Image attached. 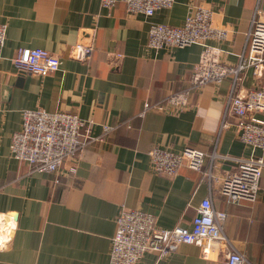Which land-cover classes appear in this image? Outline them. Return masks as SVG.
<instances>
[{
  "label": "crops",
  "instance_id": "0c3cea01",
  "mask_svg": "<svg viewBox=\"0 0 264 264\" xmlns=\"http://www.w3.org/2000/svg\"><path fill=\"white\" fill-rule=\"evenodd\" d=\"M198 7L209 8L213 27L228 34L207 44L221 50L223 63L235 65L246 51L256 9L264 19V0H174L171 8L149 17L129 14L123 3L104 8L101 0H0V23L6 25L0 47V264H108L123 209L152 215L160 229L190 228L206 197L226 214L224 234L244 264H264V168L256 200L238 203L228 202L217 188L232 163L216 162L209 169L213 152L264 160V152L239 140L236 118L223 119L231 79L194 87L190 75L202 46H148L150 24L181 26ZM78 42L93 45L87 63L71 56ZM21 47L55 54L59 70L44 76L17 73L12 59ZM111 55L120 59L112 64ZM253 87L247 70L236 91ZM183 92L187 108L141 115L146 102ZM34 109L71 113L89 125L93 140L75 171L65 161L57 173L33 172L12 156L21 113ZM153 147L200 150L202 169L157 174L148 156ZM138 264H227V258L221 253L206 259L197 246L182 244L162 258L147 252Z\"/></svg>",
  "mask_w": 264,
  "mask_h": 264
},
{
  "label": "built area",
  "instance_id": "2783aa9c",
  "mask_svg": "<svg viewBox=\"0 0 264 264\" xmlns=\"http://www.w3.org/2000/svg\"><path fill=\"white\" fill-rule=\"evenodd\" d=\"M117 3L125 4L129 14L149 17L158 10L171 8L174 0H101V5L107 9ZM227 36L226 29L213 27L212 11L198 7L185 17L181 26L150 24L148 46L154 50L193 44L202 46L199 60L191 70L190 84L200 88L231 79V93L223 119L232 114L236 118L239 140L264 152V19H261L260 11L255 10L247 33L246 51L239 56L235 65L223 63L221 50L207 44L209 40L222 42ZM5 37L6 25L0 23V47L4 45ZM92 52V43L78 42L73 46L71 56L87 63ZM110 58L111 63L115 64L120 55H111ZM60 63L58 56L39 48H18L12 59L16 72L22 75H48L58 71ZM247 70L252 72L254 87L243 92L236 91ZM188 106L187 93H175L160 103L146 102L141 115L147 111L164 113L167 109H185ZM103 130L107 131L108 127ZM91 140L89 125L74 114L49 113L42 109L24 110L21 113V128L12 135L10 151L15 159L25 162L33 172L57 173L65 161H71V170L75 171L76 160ZM148 156L155 173L172 177L184 167L201 171L205 154L192 147H185L179 153L153 147ZM210 159V170L216 162H231L233 165L232 170L220 179L217 187L220 195L231 203L256 200L264 168L263 158H232L213 152ZM207 176L210 181L214 178L211 171ZM225 219L224 212L213 208L210 197L199 203L190 228L160 229L152 215L123 209L116 219L108 264H138L147 252H154L162 258L182 244L197 246L206 259L225 253L227 264H244L246 260L231 247L224 234ZM2 238L0 223V243Z\"/></svg>",
  "mask_w": 264,
  "mask_h": 264
}]
</instances>
